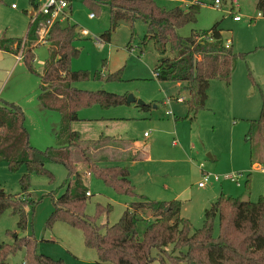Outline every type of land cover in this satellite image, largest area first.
<instances>
[{"label":"rangeland","instance_id":"obj_1","mask_svg":"<svg viewBox=\"0 0 264 264\" xmlns=\"http://www.w3.org/2000/svg\"><path fill=\"white\" fill-rule=\"evenodd\" d=\"M67 1L65 15L61 13L59 18L63 25H76L78 31L75 46L79 54L72 59L71 67L88 73V78L74 85L127 95V98L133 95L150 104L148 109H143L138 102L110 108L99 104L81 108V119L73 121L72 128L81 133L84 141H95L101 136L108 138L110 146L97 150V157L124 148L125 139L134 141V151L141 159L121 162L129 168L134 189L150 199L182 200L181 215L192 222L193 230L203 225L205 209L222 194L252 201L264 195V165L252 162L246 140L248 120L259 118L264 98V17L256 9L257 0H228L221 7L201 5L197 22L177 30L179 35L187 37L193 30H208L220 21L225 39H230L234 50L242 54L231 83L213 79L207 103L193 119L188 116L186 103L179 99L189 96L187 82L156 78L154 67L160 54L154 42L143 41L148 29L144 21L137 20L133 26L121 21L111 41H106L101 35L111 28L109 0ZM157 3L166 8L188 7L180 0H157ZM12 4L17 8H12ZM36 5L33 16L39 9ZM31 7L32 0H0V27L19 26L17 16H27L25 10ZM91 12H95L94 18L89 17ZM234 15H240L242 20L235 21ZM82 29H87L89 34H82ZM37 36L40 44L35 49L37 73L31 72L23 59L8 75L6 84L1 85L0 96L22 105L31 144L46 149L57 146L56 133L62 117L58 111L42 109L38 102V73H42L50 58V45L39 32ZM24 43L22 40L19 45L15 40L11 47L23 52ZM117 71H120L119 78L108 79ZM98 72L100 78H96ZM144 132L149 136L144 137ZM46 167L53 172V178L37 173L31 176L27 195L35 203L28 214L29 229H19V217L9 207L0 216V243H12L11 232L14 231L19 236L32 233L38 241L39 253L62 258L66 264H98L97 251L85 244L81 229L58 219L48 225L55 207L54 198L65 191L62 185L68 179V170L59 163H49ZM79 169L90 190L86 213L95 217L98 224L116 223L136 197L95 174L89 175L85 164H79ZM25 172V166L11 171L5 162H0V188L13 195L22 194L20 178ZM205 174L218 175L220 180L212 179L205 187H200ZM229 176H234L238 182H232ZM98 203H110L111 212L97 215ZM214 234H219L218 218ZM24 256V251H18L8 262H22ZM167 264L171 263L167 260Z\"/></svg>","mask_w":264,"mask_h":264},{"label":"trees","instance_id":"obj_2","mask_svg":"<svg viewBox=\"0 0 264 264\" xmlns=\"http://www.w3.org/2000/svg\"><path fill=\"white\" fill-rule=\"evenodd\" d=\"M199 1L207 4L215 2ZM221 1L224 4L228 0ZM109 4L111 28L101 38L111 41L112 33L121 21H127L132 26L137 20L144 21L148 29L143 41L154 42L160 54L154 67L156 78L187 82L189 96L185 103L191 119L206 105L213 79L231 83L237 60L242 54L234 50L232 43L227 46L220 21L208 30H193L187 37L177 32L184 25L197 22L200 4H189L187 8L178 5L166 8L157 0H109ZM32 5L36 10L35 0H32ZM256 9L264 17V0H257ZM45 17L37 15L29 27L28 41H24L22 57L33 73H37L34 68L35 52L29 46L31 41L38 40L39 24ZM77 35L76 25H63L61 21H56L47 37L50 58L42 73H38V101L41 107L58 111L62 117L56 133L57 146L46 149L33 146L23 107L13 101H0V162H5L11 171L26 167L20 178L22 194L13 195L0 188V216L11 207L19 217V229L27 231L30 227V206L35 203L27 195L31 176L37 173L53 178V172L46 165L59 163L67 168L68 179L62 185L65 191L54 198L55 207L48 225L58 219L81 229L85 244L97 251L98 264H167V260L171 264H264V195L252 201L222 194L205 209L203 225L193 230L192 222L181 215L182 200L150 199L136 192L129 168L121 164L141 159L138 152L135 153L132 142L126 141L124 148L110 149L111 155L97 157V150L110 146L108 138L101 136L95 141H84L81 133L72 128V122L81 119V108L95 104L110 108L127 103V95L86 90L74 85L88 78L86 71L71 67L72 59L79 54L75 46ZM13 42L15 40L0 38V48L11 50ZM18 43L21 45L22 40ZM119 73L110 74L108 79L119 78ZM100 75L98 72L96 78ZM149 106L144 104L142 108L148 109ZM248 123L246 140L250 145L251 160L264 165V98L259 118L248 120ZM79 164H85L90 173L136 197L116 223L98 224L95 217L86 213L90 190ZM111 210L110 203L97 204V215L109 214ZM217 218L219 234L215 235ZM11 236L14 239L12 243H0V264H66L62 258L55 259L39 253L38 241L32 233L19 236L14 231ZM18 251H24L23 261L9 263L8 258Z\"/></svg>","mask_w":264,"mask_h":264},{"label":"crops","instance_id":"obj_3","mask_svg":"<svg viewBox=\"0 0 264 264\" xmlns=\"http://www.w3.org/2000/svg\"><path fill=\"white\" fill-rule=\"evenodd\" d=\"M34 7L35 6L31 7L29 10H25V12L28 13L27 16L26 15H22V16L18 15L17 16V18H19V22H20L19 26L11 27V28H8L7 26L0 27V38H4L7 40H16V41H19V40L28 41L27 36L29 33V27H30L31 23L34 21L33 14H35V12H36ZM12 8L16 9L17 7H13V4H12ZM31 42L32 43H30L31 45L29 47L32 48V50L35 52V49L38 46L37 44H39V43L36 40L31 41ZM7 43H10V42H6V44ZM10 49L11 50H5V49L0 48V91H1V85L2 84L4 85L8 75L12 74L17 69L18 64L21 63L23 60V57H22L20 51L15 52L14 51L15 48H13L11 46H10ZM22 54H23V52H22ZM186 98H187V96L183 99L182 98H179V99H182L185 102ZM1 100H6V99H3L0 96V101ZM6 101H8V100H6ZM167 114H170V113L168 112ZM145 133L146 132H144V137H148L149 134L147 136H145ZM125 141L132 142V146H133L134 141H132L131 139H125ZM256 164L260 165L258 163H256ZM260 166H262V165H260ZM203 187H205V186H203Z\"/></svg>","mask_w":264,"mask_h":264},{"label":"built area","instance_id":"obj_4","mask_svg":"<svg viewBox=\"0 0 264 264\" xmlns=\"http://www.w3.org/2000/svg\"><path fill=\"white\" fill-rule=\"evenodd\" d=\"M183 3L189 5L193 3H198L200 5H207V3L200 2L199 0H180ZM35 2L39 5V9L37 14L34 16V20L37 17L38 14H43L45 15V19L39 24L38 31L41 38L47 40L50 28L56 21H62V19L59 18L60 14L63 13L65 15V9L69 6V3L67 0H35ZM213 6H219L221 7L223 5V2L221 0H215ZM13 7H16L15 4H13ZM96 14L94 12H91L89 14L90 18H94ZM234 20L235 21H241L242 17L240 15H234ZM64 19V17H63ZM82 34L88 35L89 31L87 29H82ZM45 41V40H44ZM47 42V41H46ZM227 46L230 45L231 41L230 39H227L226 41ZM22 55V52H21ZM182 100V99H180ZM149 133L146 132L145 136H147ZM91 173L89 172V175ZM232 182H238V180L234 176H229L228 177ZM216 180L219 181L220 178L218 175H210V174H205L202 178V180L199 182V186L203 187L206 185L207 182L210 180ZM87 194H90L88 192Z\"/></svg>","mask_w":264,"mask_h":264},{"label":"water","instance_id":"obj_5","mask_svg":"<svg viewBox=\"0 0 264 264\" xmlns=\"http://www.w3.org/2000/svg\"><path fill=\"white\" fill-rule=\"evenodd\" d=\"M127 102L128 103H132V102H138V104L144 105L145 102L142 100H137L135 97H133V95H129L127 98Z\"/></svg>","mask_w":264,"mask_h":264}]
</instances>
